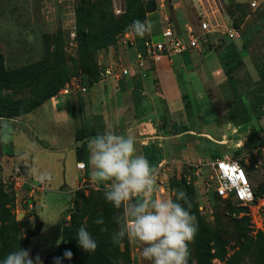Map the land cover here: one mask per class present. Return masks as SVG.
Segmentation results:
<instances>
[{
    "label": "rangeland",
    "instance_id": "obj_1",
    "mask_svg": "<svg viewBox=\"0 0 264 264\" xmlns=\"http://www.w3.org/2000/svg\"><path fill=\"white\" fill-rule=\"evenodd\" d=\"M154 7L172 28L183 22L185 27L201 33V22H210L216 32L206 37L203 50L207 48V52L212 53L207 59L215 58L218 65L212 86L203 91L195 84V92L188 91L193 104L190 116L194 119L202 106L203 128L215 134L218 142L211 144L212 151L199 146L190 150L188 145L199 141L198 136L174 137L175 140L164 141V153L151 152L150 164L159 171L154 197L174 199V190L183 189L185 179L187 184L191 181L200 212L196 216L198 223L207 228L217 223L229 228L230 232L246 235L240 242L233 240L227 246V258L235 257L241 264H256V251L260 245L264 246V195L251 205L219 201L213 191L211 163L219 155L230 156L242 161L255 189L264 184V3L252 11L241 0H0V73L3 71L0 77V149L4 156L15 159L1 162L8 170L21 168L28 173L20 164L23 153L28 152V144L15 133L19 128L14 127V122L26 121L23 117L31 115L27 119L33 123L38 108L10 118L11 109L30 110L31 103L59 86V93L51 99L89 98L104 86L98 84L107 79L102 75L103 67L116 60L132 69L131 75L125 78L134 75L143 78L135 69V56L128 59L123 51L125 53L124 48L131 45L127 35L133 31L128 25L135 19L148 21L150 13L145 12ZM215 7L228 14L227 23L217 22L211 15ZM118 9L121 12L118 13ZM204 9L210 13L205 14ZM130 10L132 18L127 16ZM154 16L158 30H162L164 24L160 14ZM181 18L183 21L180 22ZM233 26L241 28L242 36L231 42L225 33ZM83 87L87 88L86 92ZM67 88L71 92L61 94ZM76 117L79 119V114ZM208 121L211 123L204 125ZM57 127L43 128L40 124L37 130H43L44 136L52 140ZM26 137L34 141L31 133H26ZM201 140L207 146L206 140ZM60 145H66L64 139ZM30 156L28 153V158ZM83 177L87 179L86 174ZM67 181L62 184V181L54 180L51 188L45 182L46 190L37 193L39 203L34 202V205L38 203V207L32 212L26 207L27 201L31 200L26 188H20L21 183L19 186L7 184V178L0 173L2 191L15 200L13 213L21 223L20 236L25 238L43 224L40 234L32 238L27 247L33 258L39 257V264H43L47 255L63 240L64 227L71 224L78 210L95 220L102 218V225L110 230L117 229L112 218L122 209L106 206L99 199L94 202L96 197L102 199L105 185L82 180L76 187ZM77 193L87 196V206L84 207L85 203ZM121 249L126 253L122 264H151L142 257L141 246L127 237L123 239ZM189 249L194 259L192 241ZM70 259L65 256L61 262L71 264ZM214 263L220 264L217 260Z\"/></svg>",
    "mask_w": 264,
    "mask_h": 264
},
{
    "label": "crops",
    "instance_id": "obj_2",
    "mask_svg": "<svg viewBox=\"0 0 264 264\" xmlns=\"http://www.w3.org/2000/svg\"><path fill=\"white\" fill-rule=\"evenodd\" d=\"M211 12L217 22L227 23V13L223 14L218 7H215V10L213 8ZM204 13L208 14L210 11L204 9ZM155 14L161 16L162 24H164L162 30H158ZM164 19L159 10L148 15V21L152 25V30L148 33L150 39L154 41L162 39L163 29L170 26ZM181 21L183 18L180 19ZM177 26L173 29L179 34H185L186 27L183 22ZM156 37H158L157 40H155ZM124 49L126 52L123 51V54L127 55L128 59L139 51L135 44ZM201 51L184 52L172 58H164L157 64L148 62L144 69H137L146 74L145 78L134 77V75L119 80L105 79L98 83L104 86L97 91V94L89 98L68 97L64 101L54 98L35 111L37 117L33 123L27 119L31 115L23 117L26 121L21 119L20 122H14V127L19 128L15 133H18V137L28 144V152L23 153L21 166H25V170L35 182H38L37 173H51L52 180L48 182L49 188L54 180L66 184L68 179L69 182H67L76 187L82 180L93 182L95 180L91 177L92 169L88 165L89 141L97 134H103L106 131L118 135H133L137 153L142 154L149 163L152 159L151 152H165L164 141L168 138L175 140L174 137L183 139L190 135L198 136L199 141L195 140L188 145L190 150L197 146L209 151L214 150L211 144H217V136L204 130L205 115L202 113V106L195 120L189 114L193 104L190 102L188 91L192 90L191 92L194 93L195 84L206 91L212 86L218 69L215 58L207 59L208 54L212 53L207 52V48L205 50L202 48ZM77 114L79 119L76 117ZM207 123L210 124L211 121L204 125L207 126ZM40 124L43 128L50 125L58 126L54 132V139L44 136L43 130H37ZM176 129L179 130L175 131ZM26 133H31L34 141L28 139ZM167 134L171 136H165ZM62 139L66 142L65 146L60 145ZM201 139L206 140L207 146L203 145ZM84 144L86 147L83 146ZM60 152L61 155H59ZM0 153L1 160H15L13 156H4L1 149ZM28 153L31 154L29 158ZM80 162L86 164L84 170L79 168ZM157 163L159 164V161ZM162 165L163 162L158 165L159 168ZM152 166L155 167V165ZM84 174L87 179L83 177ZM95 182L105 185L102 182Z\"/></svg>",
    "mask_w": 264,
    "mask_h": 264
},
{
    "label": "clouds",
    "instance_id": "obj_3",
    "mask_svg": "<svg viewBox=\"0 0 264 264\" xmlns=\"http://www.w3.org/2000/svg\"><path fill=\"white\" fill-rule=\"evenodd\" d=\"M128 28L143 38L151 32L152 25L147 20L135 19ZM89 151L91 177L105 184L104 200L115 209H122L112 218L117 225L112 233L113 242L119 243L125 237L134 241L141 246L142 257L151 264H188L189 243L194 240L199 223L191 212L192 204L185 190L175 189L174 199L154 197L157 168L137 153L133 135L107 131L97 134L89 141ZM36 179L40 183L51 182L52 176L41 172ZM94 222L104 223L102 218ZM76 238L85 252L95 253L98 243L85 226L78 228ZM65 255L71 257L70 252ZM0 264H39V257L33 258L30 249L19 247Z\"/></svg>",
    "mask_w": 264,
    "mask_h": 264
},
{
    "label": "trees",
    "instance_id": "obj_4",
    "mask_svg": "<svg viewBox=\"0 0 264 264\" xmlns=\"http://www.w3.org/2000/svg\"><path fill=\"white\" fill-rule=\"evenodd\" d=\"M247 5V4H246ZM156 9L151 8L145 13H152ZM131 17V10L127 15ZM239 28V27H237ZM148 34H146L143 38L136 36V47L139 52L145 54V41L148 40ZM228 39V38H227ZM229 40V39H228ZM234 42L232 40H229ZM82 44L84 43V39L81 40ZM0 61H2V56L0 55ZM3 75V71L0 73V77ZM59 87H53L48 91L42 98L38 99L36 102L30 104V110H21L18 108H13L10 111L11 117H19L22 115H26L33 109L39 108L44 104L46 100L51 99L53 96H56L59 93ZM86 147V145H83ZM223 155H219L218 158H223ZM240 164L246 169L242 161ZM184 184V190L189 197L192 208L191 212L194 213L197 217L199 216V207L195 200V192L193 188V183ZM252 182V180H251ZM103 185V184H102ZM253 186V185H252ZM0 261H2L5 256L12 251L20 248H25L30 245V241L32 238L38 236L42 231L43 224L41 223L36 227V230L29 233L25 238L20 236L21 223L17 220L16 215L13 213L15 200L11 199L8 194L2 191V186H0ZM256 199L263 197L264 195V184L258 186L256 189L253 187ZM99 194V193H98ZM96 197L94 202H97L98 199L101 200L106 206H111V204L107 203L103 198ZM77 195L84 202V207L88 205V199L86 195H82L77 193ZM216 199L219 201H227L229 204L230 201H234L232 199L224 200L217 193L214 192ZM237 202V201H236ZM239 203V202H238ZM186 206V205H185ZM36 210L33 209V212ZM72 217V222L69 226L64 227V238L57 245V247L50 252L43 264H64L61 262V259L65 258V254L67 252L71 253V264H114L115 261H119L122 264V257L126 256V253L122 251L121 244L123 240L119 243H114L112 240V233L116 230H110L107 227H104L102 224H96L95 219L91 216H85L80 210L75 212ZM83 225L87 228V230L91 233L94 240L97 241L98 247L95 253H87L78 245V241L76 238L78 228ZM101 229H104L103 231ZM239 230V229H238ZM246 232V231H244ZM239 231H229V228H223L217 225H210L208 228L203 227L199 222V230L194 238L193 245V255L194 259L189 255L188 264H217L214 263V260L219 261L221 264H241L238 263L235 257L227 258L228 249L227 246L233 241L237 240L240 242L244 239ZM211 244H213L211 246ZM192 245V244H191ZM190 252V249H189ZM257 261L256 264H264V246L260 245L256 251ZM127 264V263H126Z\"/></svg>",
    "mask_w": 264,
    "mask_h": 264
},
{
    "label": "built area",
    "instance_id": "obj_5",
    "mask_svg": "<svg viewBox=\"0 0 264 264\" xmlns=\"http://www.w3.org/2000/svg\"><path fill=\"white\" fill-rule=\"evenodd\" d=\"M242 3L248 5L252 11L257 10L264 0H241ZM117 12H121L119 9ZM168 21V20H167ZM201 33L197 32L192 27L187 26L185 34L177 33L172 27L167 26L162 31V39L154 41L148 39L145 41V54L137 51L135 54V68L137 69L144 67L145 63H160L164 58H172L173 56L183 54L184 52H195L201 51L204 45L207 43V36L216 32L213 25L207 20L201 22L200 27ZM226 37L229 40L236 41L241 38V28L231 27L226 31ZM131 45H134L136 40L133 32L127 35ZM140 69V70H141ZM132 69L129 66H125L121 60L113 61L103 67L102 75L105 78H116L117 80L125 78L131 75ZM143 78L146 77L144 72H139ZM83 92L87 91V88L83 87ZM70 88L65 89L61 94H69ZM264 146V141H263ZM86 164L83 162L79 163V168L84 170L85 167L81 165ZM214 176L211 180L214 181L213 191L217 193L222 199H232L244 205H251L256 201V196L253 190L252 182L247 170L240 164L237 159L230 156L218 158L216 161L211 163ZM0 173L7 178V184L19 186L20 188H26L29 192L30 201H27L26 207L29 211L33 212V209L38 207V203L34 205V202H38L37 193H43L46 190L44 183L35 182L29 174H25L21 168H17L13 171L5 168L0 159ZM157 172V180L159 178ZM197 176L199 173H196ZM33 201V203L31 202Z\"/></svg>",
    "mask_w": 264,
    "mask_h": 264
}]
</instances>
